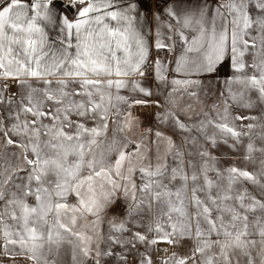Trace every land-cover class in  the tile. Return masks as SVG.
<instances>
[{
	"label": "snow or ice",
	"instance_id": "obj_1",
	"mask_svg": "<svg viewBox=\"0 0 264 264\" xmlns=\"http://www.w3.org/2000/svg\"><path fill=\"white\" fill-rule=\"evenodd\" d=\"M154 2L0 0V264H264V0Z\"/></svg>",
	"mask_w": 264,
	"mask_h": 264
},
{
	"label": "rangeland",
	"instance_id": "obj_2",
	"mask_svg": "<svg viewBox=\"0 0 264 264\" xmlns=\"http://www.w3.org/2000/svg\"><path fill=\"white\" fill-rule=\"evenodd\" d=\"M164 1L165 0H160L159 3H163ZM223 78H224V74L222 73L220 75L219 79L222 80ZM136 115L142 121L144 126H148V125L154 123V121H152L150 116H148L147 118L145 116H139L137 114V110H136ZM124 212H125V202L123 200V197H119L116 199V201L113 203V205L109 209V214L110 215H116V216H122Z\"/></svg>",
	"mask_w": 264,
	"mask_h": 264
},
{
	"label": "crops",
	"instance_id": "obj_3",
	"mask_svg": "<svg viewBox=\"0 0 264 264\" xmlns=\"http://www.w3.org/2000/svg\"><path fill=\"white\" fill-rule=\"evenodd\" d=\"M160 1V0H159ZM177 5L179 7L186 6L187 3H189V0H176ZM169 3V0H165L163 3H160V7L164 8ZM144 5L146 8H148L150 11H155L156 4L154 0H144ZM137 114L139 116H145L146 118L149 116V114L145 111H141L140 109H137Z\"/></svg>",
	"mask_w": 264,
	"mask_h": 264
}]
</instances>
